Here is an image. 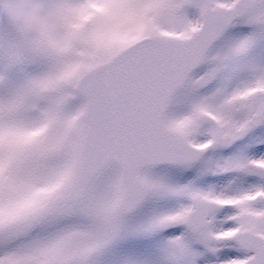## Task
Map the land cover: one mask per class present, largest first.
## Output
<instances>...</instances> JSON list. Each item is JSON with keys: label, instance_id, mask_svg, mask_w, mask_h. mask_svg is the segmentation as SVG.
I'll return each mask as SVG.
<instances>
[{"label": "snow or ice", "instance_id": "6c2138e0", "mask_svg": "<svg viewBox=\"0 0 264 264\" xmlns=\"http://www.w3.org/2000/svg\"><path fill=\"white\" fill-rule=\"evenodd\" d=\"M0 264H264V0H0Z\"/></svg>", "mask_w": 264, "mask_h": 264}]
</instances>
